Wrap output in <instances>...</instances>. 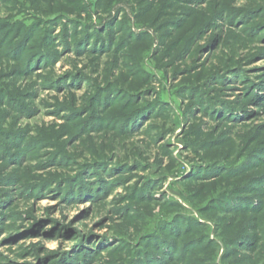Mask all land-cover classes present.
Listing matches in <instances>:
<instances>
[{"label":"rangeland","instance_id":"1","mask_svg":"<svg viewBox=\"0 0 264 264\" xmlns=\"http://www.w3.org/2000/svg\"><path fill=\"white\" fill-rule=\"evenodd\" d=\"M0 264H264V0H0Z\"/></svg>","mask_w":264,"mask_h":264},{"label":"trees","instance_id":"2","mask_svg":"<svg viewBox=\"0 0 264 264\" xmlns=\"http://www.w3.org/2000/svg\"><path fill=\"white\" fill-rule=\"evenodd\" d=\"M1 28V27H0Z\"/></svg>","mask_w":264,"mask_h":264}]
</instances>
